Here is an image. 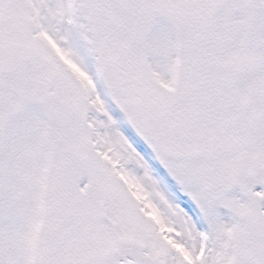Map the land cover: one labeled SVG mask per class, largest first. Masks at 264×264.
I'll list each match as a JSON object with an SVG mask.
<instances>
[{"label":"snow or ice","instance_id":"1","mask_svg":"<svg viewBox=\"0 0 264 264\" xmlns=\"http://www.w3.org/2000/svg\"><path fill=\"white\" fill-rule=\"evenodd\" d=\"M0 264H264V0H0Z\"/></svg>","mask_w":264,"mask_h":264}]
</instances>
